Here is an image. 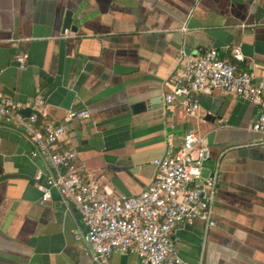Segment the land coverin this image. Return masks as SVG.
Segmentation results:
<instances>
[{"label": "crops", "instance_id": "1", "mask_svg": "<svg viewBox=\"0 0 264 264\" xmlns=\"http://www.w3.org/2000/svg\"><path fill=\"white\" fill-rule=\"evenodd\" d=\"M68 11L77 31L64 29ZM234 46L239 66L264 80V0H0V94L31 101L41 92L43 118L66 126L62 148L111 197L142 192L154 160L188 131L206 136L216 224L178 226L176 252L193 264H264V134L251 130L259 106L216 90L190 116L180 99L165 100L179 58L216 48L232 59ZM71 109L90 118H69ZM31 151L22 129L0 119V264H97L77 237L87 229L76 207L57 193L42 199Z\"/></svg>", "mask_w": 264, "mask_h": 264}, {"label": "built area", "instance_id": "2", "mask_svg": "<svg viewBox=\"0 0 264 264\" xmlns=\"http://www.w3.org/2000/svg\"><path fill=\"white\" fill-rule=\"evenodd\" d=\"M232 59L216 48L198 56H182L169 76L171 91L167 103L180 99L186 114L200 112V95L222 90L257 104L260 113L251 130L264 134V80L239 66L240 46L231 48ZM28 54L17 56L19 68L27 66ZM46 101L41 92L31 101L0 94V119L21 128L32 145L31 156L41 162L34 180L48 201L57 193L61 204H73L87 229L86 249L97 264H110L115 253L136 255L139 264H193L176 252L173 233L181 224L196 220L213 227V203L217 176H203L212 152L206 136L190 130L176 152L154 160L156 172L145 189L136 195H108L99 178L89 175L77 163V152L64 149L61 139L66 126L44 119ZM29 109V114L24 110ZM88 109H71L69 118H90Z\"/></svg>", "mask_w": 264, "mask_h": 264}, {"label": "water", "instance_id": "3", "mask_svg": "<svg viewBox=\"0 0 264 264\" xmlns=\"http://www.w3.org/2000/svg\"><path fill=\"white\" fill-rule=\"evenodd\" d=\"M64 29H71L72 31H77L78 28L76 25L73 24V13L72 11H68L67 15H66V20H65V25H64ZM24 112L26 114H29L30 110L26 109L24 110ZM208 175V170H204L203 171V176H207Z\"/></svg>", "mask_w": 264, "mask_h": 264}]
</instances>
